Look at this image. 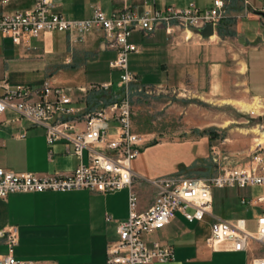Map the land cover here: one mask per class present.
Returning a JSON list of instances; mask_svg holds the SVG:
<instances>
[{"label":"crops","instance_id":"0c3cea01","mask_svg":"<svg viewBox=\"0 0 264 264\" xmlns=\"http://www.w3.org/2000/svg\"><path fill=\"white\" fill-rule=\"evenodd\" d=\"M35 1L0 0V15L31 9ZM50 1L55 12L75 20L89 18L94 8L106 15L122 8L118 0ZM144 1L147 0H128L127 4L141 11ZM212 1L155 0L157 7L193 3L201 10L211 8ZM244 1L251 13L237 22L236 34L224 38L213 35L202 42L176 45L171 44L163 31L149 37L133 33L130 42L137 52L130 55L128 68L135 75L136 84L177 91L190 99L242 106H247L253 99L264 100V35L260 31L264 18L254 14L263 12L264 0H261L262 4ZM103 44L102 33L96 31L83 39L71 38L65 32L42 33L31 39L29 49L13 45L8 38H0V96L5 86H38L48 80L55 86L71 89V107L76 115L91 112L106 92L90 88L108 84L109 92L116 95L120 86L119 72L109 68L115 54L104 49ZM87 64L92 66L90 72L86 71ZM101 66L109 73L101 75L98 70ZM33 73H42L44 78L36 84H24L25 75ZM79 89L87 92H79ZM136 123L135 120L134 131L144 138L145 145L154 143L157 147L165 143L157 140L165 137V132L146 130ZM189 137L182 138L190 141ZM51 151L49 156L42 128L33 127L10 112L0 114V168L15 174H65L73 171L81 161L86 162V152L80 159L62 141L55 142ZM140 154L133 160H136L135 165L131 162V171L138 209L142 211L152 204L155 193L145 185L146 180L154 178H147L141 171ZM207 157L204 154L198 161L200 167L196 169L204 170L202 174L206 169L201 165ZM176 174L170 172L168 176ZM242 198L246 200L245 204H241ZM239 203L246 208L244 216L247 218L225 221L242 219L245 225L248 221H254L256 225V219L264 215V194L256 200L250 199L249 195L240 196ZM107 216L111 217L110 221L106 220ZM127 217V189L106 195L85 190L9 194L0 199V232L15 230L17 242L10 252L5 239H0V256L10 254L18 261L37 264H106L107 247L117 239V223ZM213 219L218 218L213 216L212 206L210 215L201 222L188 223L182 217L180 220L175 218L153 234L144 236L148 244L159 241L173 249V260L154 264H249L256 258L250 246L244 252L209 248L206 239ZM181 222L190 226L191 231L182 245H173L180 236L177 227Z\"/></svg>","mask_w":264,"mask_h":264},{"label":"built area","instance_id":"2783aa9c","mask_svg":"<svg viewBox=\"0 0 264 264\" xmlns=\"http://www.w3.org/2000/svg\"><path fill=\"white\" fill-rule=\"evenodd\" d=\"M118 1L122 8L109 15L94 8L89 18L80 20L55 12L50 0H36L31 9L0 15V38H8L13 45L25 49L30 48L31 39L42 33L65 32L77 39L94 31L102 33L104 49L115 54L109 68L119 72V85L124 89L122 98L109 101L100 98L94 110L76 115L71 107L70 88L55 86L48 80L38 86L3 87L0 114L13 113L31 126L42 128L49 156L53 144L62 141L80 159L86 152V162L81 161L65 174H15L0 168V199L13 193L85 190L106 195L127 189L128 217L117 223V239L107 247L106 264L165 263L173 260V249L159 241L148 244L144 236L165 227L177 214L188 223L201 222L212 211L213 189L264 188V145L256 143L242 164L228 167L223 165L226 158L221 159L212 150L213 164L220 171L208 177L173 175L146 180L155 195L152 204L140 211L131 162L145 141L132 129L128 98L132 88L142 92L148 87L137 85L135 75L128 68L129 55L137 52L130 37L133 33L149 37L163 31L171 44L198 43L204 41L200 31L208 25L212 26L213 35L219 37L226 4L224 0H213L211 8L201 10L193 3L157 7L155 0H147L139 11L128 5V0ZM244 4L248 8L245 1ZM109 88L106 84L90 89L107 91ZM79 92L87 91L79 89ZM258 128L264 134V124ZM245 203L242 198L241 204ZM106 220L110 221L111 217L107 216ZM0 239H5L11 252L17 242L15 230L0 232ZM254 241L264 243V215L256 219L253 233L245 229L242 219L234 222L213 219L206 245L211 249L244 252ZM0 264L37 263L18 261L8 254L0 256ZM249 264H264V257L252 258Z\"/></svg>","mask_w":264,"mask_h":264},{"label":"rangeland","instance_id":"374dc122","mask_svg":"<svg viewBox=\"0 0 264 264\" xmlns=\"http://www.w3.org/2000/svg\"><path fill=\"white\" fill-rule=\"evenodd\" d=\"M224 1L226 4L225 19L222 23L220 38L236 34L237 22L251 13L245 6L244 0ZM253 2L254 4H262L261 0H253ZM175 5L183 6L180 3ZM228 19L231 21L225 23ZM254 27L255 29L258 28L256 25ZM260 31L264 35V23L261 24ZM133 54L135 53L130 55ZM130 55L128 65L131 64L129 63L131 61ZM91 68L92 66L86 65V71L90 72ZM98 70L101 75L109 73L103 66L99 67ZM43 78L42 73L28 74L24 77V84H36ZM118 89L116 95L107 90L104 91L106 92L105 96L101 97L108 101L120 99L124 96V89L120 86ZM128 101L131 107L133 131L136 120L138 126L146 130L151 129L166 133L165 137L157 138L158 141H164V144L157 147H154V143L144 144L140 150L141 156L138 160L140 169L149 179L156 178L155 173L161 174L160 176H168L170 172L173 174L177 172L176 175L185 177L209 176L220 171V168L213 164L212 150L221 159L226 158L223 165L228 167L242 164L250 154V148L256 143L264 145V134L262 135V131L258 128L264 124V100L253 99L249 101L247 106H250L251 109L248 110L239 104L190 99L177 91L169 92L164 89L144 88L142 92H137L136 87H134L129 92ZM252 106L256 108L255 113ZM134 132L138 134L136 131ZM200 135L208 140L200 137ZM185 136H190L191 140L186 141L185 138H182ZM233 151L235 152L234 155L232 154ZM204 154L208 157L204 165H201L206 169V172L202 174L204 170L196 168L200 167L198 161ZM135 164L136 160L133 161V165ZM212 193L213 216L225 221V219H235L245 215L246 208L240 205V196L249 195L250 199L256 200L264 194V188L213 189ZM176 218L180 220L181 216L177 214ZM245 229L250 233L255 232V222L248 221ZM189 230L191 231L190 226L181 222L177 227V233L180 236L172 244L182 245V242L188 237ZM250 247L256 258L264 257V243L254 241Z\"/></svg>","mask_w":264,"mask_h":264},{"label":"water","instance_id":"95a60500","mask_svg":"<svg viewBox=\"0 0 264 264\" xmlns=\"http://www.w3.org/2000/svg\"><path fill=\"white\" fill-rule=\"evenodd\" d=\"M255 15L261 17V18H264V13L263 12H260V11H257L254 13ZM200 35L202 36V38L204 39H208L210 38L211 36H213V29H212V26L211 25H208L206 26L204 29H202L200 31Z\"/></svg>","mask_w":264,"mask_h":264},{"label":"bare ground","instance_id":"6f19581e","mask_svg":"<svg viewBox=\"0 0 264 264\" xmlns=\"http://www.w3.org/2000/svg\"><path fill=\"white\" fill-rule=\"evenodd\" d=\"M257 104H259V103H257ZM253 105H254V104H253ZM259 106H260V105H259ZM259 106H257V107H259ZM243 107L246 108V109H248V110L251 109L250 106H243ZM253 107H254V108H253ZM261 107H262V106H261ZM252 108H253V111H254V113H255V112H256V110H255V109H256L255 106H252ZM258 110H260V109H258ZM258 110H257V111H258ZM251 114H253V113H251ZM262 135H263V134H262ZM263 137H264V135H263ZM261 138H262V137H261Z\"/></svg>","mask_w":264,"mask_h":264},{"label":"trees","instance_id":"16d2710c","mask_svg":"<svg viewBox=\"0 0 264 264\" xmlns=\"http://www.w3.org/2000/svg\"><path fill=\"white\" fill-rule=\"evenodd\" d=\"M230 21H231V20L228 19L227 21H225V23H228V22H230ZM222 23H223V22H222ZM225 23H224V24H225Z\"/></svg>","mask_w":264,"mask_h":264}]
</instances>
